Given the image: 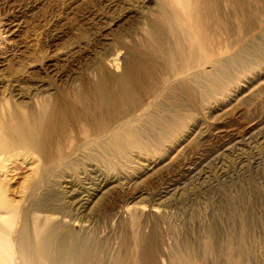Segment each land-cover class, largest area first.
Masks as SVG:
<instances>
[{
    "label": "rangeland",
    "instance_id": "rangeland-1",
    "mask_svg": "<svg viewBox=\"0 0 264 264\" xmlns=\"http://www.w3.org/2000/svg\"><path fill=\"white\" fill-rule=\"evenodd\" d=\"M0 120L27 264H264V0H0Z\"/></svg>",
    "mask_w": 264,
    "mask_h": 264
},
{
    "label": "bare ground",
    "instance_id": "bare-ground-1",
    "mask_svg": "<svg viewBox=\"0 0 264 264\" xmlns=\"http://www.w3.org/2000/svg\"><path fill=\"white\" fill-rule=\"evenodd\" d=\"M212 8H213V6H212ZM214 8H215V6H214ZM162 10L165 13L163 20L167 21L166 26L169 28L170 39L173 42V43L169 42V44L166 45L168 47V48L166 47V51H167L168 55L171 56V59H172V57H174L179 52V50L181 52L185 51L182 49L183 47H181V46L183 45L184 39L188 40V37L190 36V32L188 31L186 24L184 23L185 21H183L182 19L177 17L175 12H165L164 9H162ZM208 14H209V11H208ZM152 38L154 41L158 42L156 40L157 37L153 36ZM177 64H178V61H177ZM193 66H196V65L193 63L189 68H191ZM125 74L127 76L130 75L129 70L125 71ZM102 78H103V76H102ZM94 92L96 95H98L95 88H94ZM51 105L52 104H48L45 101L40 106V108L41 109L43 108V109L39 110V112L45 111L44 115L48 112L45 115V118H47V124L49 126L60 125V128L65 129L66 125L68 126V122L73 124V125H71V124L70 125L74 126V127H77V126L80 127V124L83 123V122H81V120L83 118L79 117L77 115H74L72 113V110L69 109L68 106H64L61 109H58L55 107V104H53L52 105V107L54 109L53 110L51 108ZM84 105L87 108H90L93 110V112L91 110H89L90 116H95L94 112L96 110L98 111L97 106L94 104H90L89 102L84 103ZM47 106L49 107L48 110H46ZM55 111L58 113L55 114L54 113ZM39 112L37 113V115L39 114ZM21 118H23V117H21ZM21 118L19 120H17L18 126L20 125V123L22 121ZM28 118H27V122H28V120H29V122H31V121H36L38 119V118H35V114L32 115V117H28ZM15 119H16V117H15ZM57 121L60 122V124H56ZM81 125H83V124H81ZM97 127H99V126H97ZM0 128L2 129L3 134L6 135L10 139L9 142L13 143L15 141V139H17V137H15V134L12 133V128L10 127L9 123L0 120ZM22 128H24V127L23 126L19 127V131H20L19 135L23 136L24 134H26V136H27L28 129H25V128L22 129ZM56 128L57 127H54L52 131H48V134L51 137H52L53 131ZM82 129H83V132L87 138L91 137L93 135V133H99L100 131H101V134L108 133L107 128H104V129L99 128L101 130L98 129V131H95V128H92V126L90 127L89 125L88 126L85 125V127L83 125ZM33 133H34V131H33ZM120 135H122V133H120ZM99 138H96V139L92 138L91 140H87V142L89 144H91L92 142H96ZM46 139H48V138L45 137V140ZM103 140L105 142H107V143H104V147L118 146L122 143V141L116 140L115 138H112L110 140V142H109V139H107V138L103 139ZM39 153L41 154V156L45 162H48V161L55 159L54 156H51V154L48 153V148L46 147V145L45 146L42 144L40 145ZM68 186H70V185H68ZM3 195H4V191L2 190V188H0V264H17L18 262L21 264H27V261H29V259L31 258V255H32L29 240H28L29 235H30V230H31L30 225L28 224V220H27V224L25 222H23L22 219L18 220V216H17V214H15L17 212L16 208L13 206L12 207L6 206ZM81 195H82V193H81ZM86 198H88V196ZM87 200L88 199H83L81 204L77 205V204H79V200H78V201H76L75 205L82 206V204L86 203ZM35 215H36L35 213H31L30 218L35 219ZM21 216H22V214H20V217ZM28 227L30 230L28 229ZM21 233H23V234H21Z\"/></svg>",
    "mask_w": 264,
    "mask_h": 264
}]
</instances>
